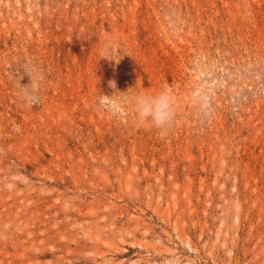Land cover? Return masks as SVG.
I'll return each instance as SVG.
<instances>
[{
    "label": "rangeland",
    "instance_id": "1",
    "mask_svg": "<svg viewBox=\"0 0 264 264\" xmlns=\"http://www.w3.org/2000/svg\"><path fill=\"white\" fill-rule=\"evenodd\" d=\"M0 264H264V0H0Z\"/></svg>",
    "mask_w": 264,
    "mask_h": 264
},
{
    "label": "clouds",
    "instance_id": "2",
    "mask_svg": "<svg viewBox=\"0 0 264 264\" xmlns=\"http://www.w3.org/2000/svg\"><path fill=\"white\" fill-rule=\"evenodd\" d=\"M101 58H106L115 62L119 60L111 59L108 55L102 56ZM26 74L31 80L32 72L31 70H26ZM110 87L113 92L121 93V99L124 103L128 102V96L126 91H120L116 87L115 81L109 82ZM20 99L28 106H33L38 103V89L31 85H18ZM199 94L194 93L193 98L195 99ZM202 100L203 97H200ZM113 103H118V101L113 100ZM132 108L135 114L136 121L142 126L155 127L156 129L166 130L171 127L176 118V107L175 98L171 91L164 89L156 95H150L147 93H137L131 98ZM120 117L127 115L124 107H119L116 113Z\"/></svg>",
    "mask_w": 264,
    "mask_h": 264
}]
</instances>
